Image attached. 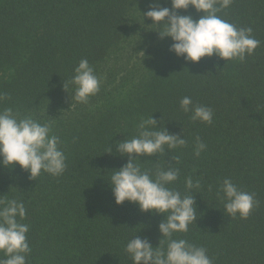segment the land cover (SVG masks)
I'll return each mask as SVG.
<instances>
[{
    "label": "trees",
    "instance_id": "trees-1",
    "mask_svg": "<svg viewBox=\"0 0 264 264\" xmlns=\"http://www.w3.org/2000/svg\"><path fill=\"white\" fill-rule=\"evenodd\" d=\"M0 264H264V0H0Z\"/></svg>",
    "mask_w": 264,
    "mask_h": 264
}]
</instances>
